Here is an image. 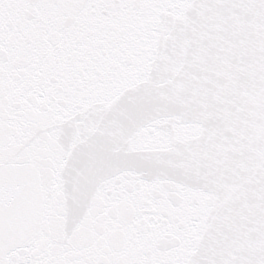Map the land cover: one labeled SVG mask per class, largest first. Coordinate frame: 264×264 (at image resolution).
<instances>
[{
	"label": "water",
	"instance_id": "95a60500",
	"mask_svg": "<svg viewBox=\"0 0 264 264\" xmlns=\"http://www.w3.org/2000/svg\"><path fill=\"white\" fill-rule=\"evenodd\" d=\"M72 21L68 16L65 25ZM114 28L143 36L142 42L130 38L139 65L135 84L126 85L86 139L67 120L57 130L40 162L21 239L31 243L34 256L69 245L118 255L129 240L164 247L175 236L158 238L140 215L142 207L158 206L177 229L195 219L201 231L193 256L222 264L230 248L264 223V139L258 135L264 116L252 95L264 34L257 31L255 14L141 9L125 13ZM142 109L160 114V128L136 136L128 152L149 146L160 151L166 144L167 170L147 184L128 174L101 190L109 154L139 127ZM186 154L195 162H185ZM15 234L13 225L14 239ZM25 250L22 243L14 254Z\"/></svg>",
	"mask_w": 264,
	"mask_h": 264
},
{
	"label": "snow or ice",
	"instance_id": "6c2138e0",
	"mask_svg": "<svg viewBox=\"0 0 264 264\" xmlns=\"http://www.w3.org/2000/svg\"><path fill=\"white\" fill-rule=\"evenodd\" d=\"M164 8L246 11L255 14L257 31L264 34V0H0V264H210L192 254L199 243V223L191 219L177 229L158 206H144L140 215L158 238L175 236L164 247L129 240L118 255L69 245L34 256L31 243L21 239L27 202L42 172L40 162L57 130L67 120L76 136L86 139L126 85L135 84L139 65L132 59L136 52L130 38L142 42L143 36L131 28L117 31L114 25L133 10ZM68 16L73 17L70 26L65 25ZM21 59L24 63L16 67ZM253 70L259 80L252 95L264 116V55ZM161 119L158 113L140 111L139 127L109 154L110 171L98 185L101 190L128 174L147 184L167 170L171 155L166 144L160 151L149 146L135 155L128 152L136 136L151 135L149 130L159 129ZM258 135L264 139V127ZM184 160L195 162L189 154ZM47 170L55 171L51 165ZM22 243L26 250L15 255ZM222 264H264V223L256 235L230 248Z\"/></svg>",
	"mask_w": 264,
	"mask_h": 264
}]
</instances>
